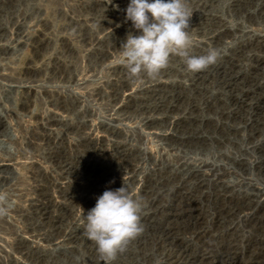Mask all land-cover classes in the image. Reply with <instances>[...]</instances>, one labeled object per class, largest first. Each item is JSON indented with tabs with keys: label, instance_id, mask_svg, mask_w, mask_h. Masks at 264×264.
Masks as SVG:
<instances>
[{
	"label": "rangeland",
	"instance_id": "obj_1",
	"mask_svg": "<svg viewBox=\"0 0 264 264\" xmlns=\"http://www.w3.org/2000/svg\"><path fill=\"white\" fill-rule=\"evenodd\" d=\"M128 3L0 0V264H103L82 220L121 186L143 232L112 264H264V0H186L220 58L142 82Z\"/></svg>",
	"mask_w": 264,
	"mask_h": 264
},
{
	"label": "clouds",
	"instance_id": "obj_2",
	"mask_svg": "<svg viewBox=\"0 0 264 264\" xmlns=\"http://www.w3.org/2000/svg\"><path fill=\"white\" fill-rule=\"evenodd\" d=\"M125 13L139 34H127L119 62L134 81L158 78L172 56L180 57L190 73L206 70L221 56L215 48L204 55L192 54L193 42L188 32L192 12L186 0H129ZM9 210L8 193L0 191V216ZM140 212L141 203L124 186L105 190L96 198L82 223L103 264H112L116 255L143 232Z\"/></svg>",
	"mask_w": 264,
	"mask_h": 264
},
{
	"label": "bare ground",
	"instance_id": "obj_3",
	"mask_svg": "<svg viewBox=\"0 0 264 264\" xmlns=\"http://www.w3.org/2000/svg\"><path fill=\"white\" fill-rule=\"evenodd\" d=\"M63 201V200H62ZM59 240V239H58Z\"/></svg>",
	"mask_w": 264,
	"mask_h": 264
}]
</instances>
